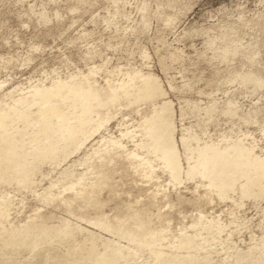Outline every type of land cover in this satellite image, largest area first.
Instances as JSON below:
<instances>
[{
    "label": "rangeland",
    "instance_id": "1",
    "mask_svg": "<svg viewBox=\"0 0 264 264\" xmlns=\"http://www.w3.org/2000/svg\"><path fill=\"white\" fill-rule=\"evenodd\" d=\"M126 73L137 75L136 88L117 90L118 98L114 91L129 80ZM52 87L62 95L53 102L37 95ZM64 98L82 115L94 112L85 129L99 117L103 128L81 147L85 133L50 146L60 134L52 126L70 122L47 112L48 158L19 163L20 173L11 176L16 154L33 150L46 115L40 111ZM1 111L12 116L0 128V153L10 146L13 161L0 159V210L7 211L0 214V264H159L150 246L95 225L96 217L124 221L134 231H142L144 219L145 230L160 232L153 249L169 253L183 233H195L192 225L202 216L199 232H207L209 220L221 221L224 231L200 251L211 252L213 264L233 261L264 236V197L256 196L264 179L250 195L237 183L225 199L224 177L214 176L228 161L241 167L227 170V178L244 163L264 164V0H0ZM148 119L157 124V139H174V170L156 167L149 178L129 165L122 149L111 161L109 154L86 161L103 140L121 139L127 126ZM124 143L136 149L129 138ZM84 173L87 180L79 181ZM103 179L91 202L77 194ZM72 182L76 190L63 198L46 195L52 185L58 194ZM27 225L34 238L44 230L51 236L37 244L19 241L27 233L17 230Z\"/></svg>",
    "mask_w": 264,
    "mask_h": 264
},
{
    "label": "bare ground",
    "instance_id": "2",
    "mask_svg": "<svg viewBox=\"0 0 264 264\" xmlns=\"http://www.w3.org/2000/svg\"><path fill=\"white\" fill-rule=\"evenodd\" d=\"M125 75L129 78V80H127V79L121 80L120 86L116 87V89H115L116 91H114V94L116 95V97L119 96V92L117 90L129 89V91H131V90L136 88L134 86L135 84L133 81H135L137 75L136 74L132 75L130 73H126ZM150 80H151V78H150ZM155 83L156 82L153 81V86H155ZM141 89L142 88L139 89V92H141ZM37 95L42 96L41 97L42 100L52 101L53 96H58L61 94L58 92V89H55L52 87V89H46V90L39 89V90H37ZM112 101H113V103H115L116 99H114ZM34 102L35 103L38 102L37 96H35ZM35 103L30 105V107H33L35 105ZM68 104L69 103L67 102L66 98H64L63 105L59 102L54 103L55 108L48 109V111L44 110V109H42L40 111L42 114H46V115L41 116V118H42L41 123H40L41 126L38 127L37 133L34 132V136L36 138V143L33 141L30 144V145H32L33 150L31 152L27 151V150H22L20 152V154H16L18 156V160L15 162V164L11 165L8 168V170L9 169H12V170L7 172V173L11 174V176L18 175L26 162H29L30 164L33 165L36 161L41 162V161H44L46 158H48L47 153H49V150L48 149L45 150L46 147L43 144V142L45 140H49L52 138V136L48 133L47 124L45 123L46 118L48 116L47 112L51 113V115L57 116L60 120H65V121L70 122L69 125L59 124L58 126H56L57 129L54 126H52V128L59 131L60 134L57 135V138L54 137L56 139V142L51 141L50 146H53L55 144H59L63 141L74 142L75 140H77L79 138V133H85L86 137L84 138V140H82V142L79 145L81 147L87 140H89L94 134H96V132H98V130H100L101 127L103 128L104 122H103L102 118L99 117L96 120V122H98V124L91 126L89 131L87 129H85L84 125H90L91 120H95L94 116H92L94 112L89 113V111H90L89 110L88 111L89 114H88V113H86L87 110L85 109L83 111L84 115H82L81 111L75 110V108H74L75 103H73L72 105H68ZM104 105H105L104 103L100 104V107H102ZM81 109H83V108H81ZM90 109H92V107H90ZM11 116L12 115L9 112H6V111L0 112V128H5V126L3 127L4 122H6V124H9L8 120L10 119ZM24 116H26V115L24 114ZM80 120H81V123H80ZM149 121H150L149 119L146 121L144 120L143 123L139 124L138 126H134L133 128L127 126L125 131H124L123 138H121V139L110 138L108 141L103 140V142H105V143H103V145L101 147H98L97 149H95L93 154H90V156L87 157L88 159L86 161L90 162L89 160H91V159L94 160V158H92V157L93 156L96 157L95 155H98V157L101 158V160H103L106 158L107 154L110 155V161H111L114 159L111 156V153L114 152L113 154H118L119 150L122 149V150L126 151V159L128 160L129 165H131L133 168H135L137 170L142 169L145 176H147L149 178H152L154 176V174L156 172V167H160L164 170L167 168L174 170L176 168V165H177V161L174 158L178 155L177 154L178 150H177L176 144L173 142L174 139L169 138V140H167V141L157 139L156 138L157 124H156V122H153V121H150V123L148 124ZM71 122H73V123H71ZM78 125H80V126H78ZM144 129H145V131H144ZM138 134H139V136H138ZM137 137H140V138H137ZM124 138H129L132 142H134L136 149H129L128 146L124 143ZM152 139L155 140L154 143L150 142V140H152ZM139 149H144L145 152L141 153L139 151ZM10 150H11L10 146H8V145L5 146V150H4L5 153L4 154L0 153V159L2 158L1 159L2 161H11L12 160V154L13 153L10 152ZM170 153H172L171 156H169ZM50 154H56L55 150H52L50 152ZM1 155H2V157H1ZM10 156H11V158H10ZM115 157H119V156H115ZM101 160H100V163L102 162ZM162 162H164V164H162ZM19 163H21L23 166H20ZM106 163H107V161H106ZM248 165L249 164H245V163L242 164V168H244V169H242V171L239 173L234 172V175H232L230 178H227L225 176L227 173V170H235V167L240 168L241 165H239L238 163L232 164L230 161H228V162H226V164L224 166L214 168V176H216L218 178H221L222 176L224 177L223 182H224V186H225V188H224L225 193H226V189L233 190L235 188V186L237 185V183H240L241 187H242V193L245 195H250L252 187L254 185H259V183L262 182V180L264 179V164L261 166H248ZM15 170L16 171L18 170V171L15 172ZM89 172H88V174H89ZM92 172H95V171L92 170L91 176H88V177H92ZM86 176H87V174H85V173L81 174L79 176L78 180L84 181V178ZM241 179H244V180L240 181ZM89 180H90V178H89ZM92 182L93 183H91L89 185L90 187H88V188L83 187V186H88L87 184L85 185L83 182H79L80 184L83 185L80 187H83V188H81L77 192V194L83 196L84 199L86 198L89 201L93 200L95 198V195H97L96 191L98 190L99 187H101V185L104 182V179L102 181H99L98 183L94 182V180ZM179 182L181 183L180 178H179ZM32 183H33V181H29L28 187L31 186ZM87 183H88V181H87ZM174 185H177V184H174ZM53 186L54 185H52L50 190L47 191V193H46V195L50 196V199H54L55 197L62 195L63 193L66 194L65 193L66 191H69V190L75 191L76 190L75 182H72L70 185H68V187L67 186L64 187V190L58 194H55L53 192V190H52ZM213 186H215V185L213 184ZM213 186H212V184L209 185V188H208L209 192L207 191V193H206L207 196L211 200H212L211 194L213 193V190H214ZM225 193H222L221 196L226 199V198H228V196H227V193L226 194ZM48 196H47V199L49 198ZM74 196H76V193H75V195L73 194V199H74ZM256 196L263 198L264 197V190H261V192L256 194ZM59 197L63 198V196H59ZM68 198H69L68 202H71L73 200L72 197H68ZM55 199H57V198H55ZM84 201H86V200H84ZM6 202L8 203V205L10 204V200H7ZM72 202L74 203V201H72ZM67 204L69 206V203H67ZM39 213H40V211H39ZM0 214L2 216H6L7 211L1 212V210H0ZM35 216H36V213H35ZM130 216L131 215H129L128 217H130ZM131 217L134 220H139V217H137L136 214L132 215ZM202 217H204V216H202ZM202 217L200 218L199 221L193 223V225H192L193 229L195 230L194 234L189 235L187 233H183L184 235H182V237L180 238L178 245H176V244L170 245V248L174 249L175 253H169V252L164 251L163 249H160V248L158 250L153 249V247L156 246L155 244H157L160 241V239H159V237H161V236H159L160 232L159 233L157 231H149L148 232L147 230H145L143 228V225L146 222L144 219L140 220L141 223L139 225V227H141L140 229H142V231H140V230L134 231L133 229L129 228L128 226H125L123 220H122L123 222L119 221L116 225H114L113 223L107 221V219L106 220H100L98 217H96V220L94 219L93 222L96 221V223H94V224L97 226H101V228L104 227L105 229H112V230H115L117 232H120L121 234L126 235L129 239L141 244L142 246H145V245L150 246L151 247L150 250H151L152 254L155 256V258L159 264H213V257H212L213 255L211 256V252L201 253L200 251L204 248V246H206L205 245L206 243L211 245V242H213L214 240H216L218 238V235H220L224 231L225 225H223V223L221 221H216V220L212 219V220H209L205 226V230H207V232H205V233L199 232L197 225L202 222V220H203ZM29 219L32 220L33 218L31 219L29 217ZM91 221L92 220H90V222ZM30 225H32V224H29V226ZM27 228H28V225L22 226L21 230L20 229L17 230V231H21V233H27L28 234V235L26 234L27 236L24 234L22 239H19V241H22V242L28 243V244H37L41 240H45L51 236L49 234L50 232H48L47 230H44V236L43 237L34 238L35 236L32 237L30 235V232L27 231ZM63 231L65 232L67 230L64 229ZM51 234H52V232H51ZM36 237H37V235H36ZM164 238L165 237H163V239ZM261 238L262 239L259 243L253 244L252 246H250L248 248V250L236 252L233 261H225L223 264H264V236ZM14 239L17 240L16 237ZM201 241H203L204 243H202ZM159 246L162 247L163 244L160 243ZM122 249L123 248L120 246V247L116 248V251L121 252ZM205 251H207V250H205ZM227 251H229V250H227Z\"/></svg>",
    "mask_w": 264,
    "mask_h": 264
}]
</instances>
